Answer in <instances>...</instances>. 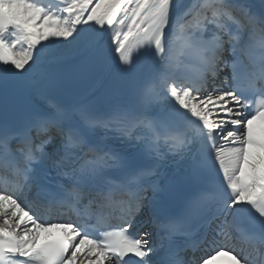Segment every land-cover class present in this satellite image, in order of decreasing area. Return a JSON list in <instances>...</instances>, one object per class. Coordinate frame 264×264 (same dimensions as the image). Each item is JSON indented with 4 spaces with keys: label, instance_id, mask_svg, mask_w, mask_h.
<instances>
[{
    "label": "snow or ice",
    "instance_id": "1",
    "mask_svg": "<svg viewBox=\"0 0 264 264\" xmlns=\"http://www.w3.org/2000/svg\"><path fill=\"white\" fill-rule=\"evenodd\" d=\"M221 256L264 264V0H0V264Z\"/></svg>",
    "mask_w": 264,
    "mask_h": 264
},
{
    "label": "bare ground",
    "instance_id": "2",
    "mask_svg": "<svg viewBox=\"0 0 264 264\" xmlns=\"http://www.w3.org/2000/svg\"><path fill=\"white\" fill-rule=\"evenodd\" d=\"M102 83L100 84H95V83H91V84H86L84 85V92L86 95H88L89 97L92 96L98 89H99V86L101 85ZM217 260H226V261H229V262H232L230 260L229 257L227 256H221V257H218ZM79 262V261H78ZM233 263V262H232Z\"/></svg>",
    "mask_w": 264,
    "mask_h": 264
}]
</instances>
